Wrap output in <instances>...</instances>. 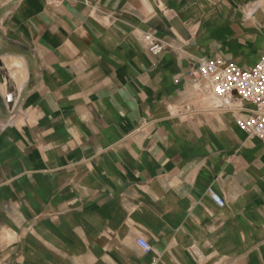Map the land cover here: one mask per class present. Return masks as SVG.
<instances>
[{
	"label": "crops",
	"instance_id": "obj_1",
	"mask_svg": "<svg viewBox=\"0 0 264 264\" xmlns=\"http://www.w3.org/2000/svg\"><path fill=\"white\" fill-rule=\"evenodd\" d=\"M263 55L264 0L1 1L0 264H264L254 107L188 74Z\"/></svg>",
	"mask_w": 264,
	"mask_h": 264
},
{
	"label": "built area",
	"instance_id": "obj_2",
	"mask_svg": "<svg viewBox=\"0 0 264 264\" xmlns=\"http://www.w3.org/2000/svg\"><path fill=\"white\" fill-rule=\"evenodd\" d=\"M145 41L153 55L162 51L161 44L151 35H147ZM188 74L194 83L204 82L215 97L236 95L241 100L251 103L254 107L252 114L244 118L237 117L236 124L248 136L264 141V55L250 67L216 58L202 60ZM210 196L216 205L223 206V200L217 194L211 192ZM137 244L145 252L150 250V245L143 239H138Z\"/></svg>",
	"mask_w": 264,
	"mask_h": 264
}]
</instances>
